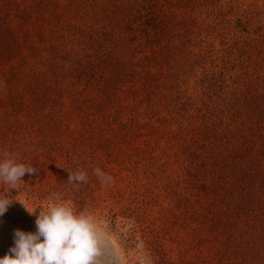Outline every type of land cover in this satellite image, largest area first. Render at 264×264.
<instances>
[{
  "label": "rangeland",
  "instance_id": "374dc122",
  "mask_svg": "<svg viewBox=\"0 0 264 264\" xmlns=\"http://www.w3.org/2000/svg\"><path fill=\"white\" fill-rule=\"evenodd\" d=\"M200 1L189 16L205 20L206 46L192 47L175 95L198 119L155 136L147 91L127 93V114L75 109L67 89L44 87L47 67L26 65L32 26H20L23 14L5 18L0 0V160L37 169L19 190L0 180V196L13 199L0 218V256L15 229L36 230L20 201L38 214L59 198L97 224V264H264V0ZM87 112L105 127L98 136L85 128ZM78 172L87 180L70 182Z\"/></svg>",
  "mask_w": 264,
  "mask_h": 264
},
{
  "label": "trees",
  "instance_id": "16d2710c",
  "mask_svg": "<svg viewBox=\"0 0 264 264\" xmlns=\"http://www.w3.org/2000/svg\"><path fill=\"white\" fill-rule=\"evenodd\" d=\"M200 2L3 0L1 9L5 18L13 13L23 14L21 18L26 19L20 26H32L31 53L26 54L29 57L26 65L37 61L47 67L43 71L44 87L47 83L50 86L57 83L63 90L67 89L75 109L79 105L92 111L93 108L102 111L118 108L121 111L127 109V114L130 107L127 93L134 91L140 98L147 91L148 119L153 134L156 131L157 136L165 133L167 128L183 123L188 125L189 131L198 119L179 107L175 95L179 94L181 85L188 82L183 75L196 56L192 47L206 46L204 35L200 33V28L206 25L205 20L189 16L198 9ZM185 7L189 8L188 11L183 10ZM0 47L4 56L7 48ZM145 51L147 55L137 56ZM43 54L46 57L42 62ZM228 89L229 86L225 85L224 98L230 94ZM61 104L60 101V107ZM56 105L57 101H52L50 119H54L52 112ZM87 114L85 128L94 130V136H98L97 131L105 127L96 120H89L90 113ZM53 122L48 121V125L53 126L51 130L56 128Z\"/></svg>",
  "mask_w": 264,
  "mask_h": 264
},
{
  "label": "clouds",
  "instance_id": "9594fccd",
  "mask_svg": "<svg viewBox=\"0 0 264 264\" xmlns=\"http://www.w3.org/2000/svg\"><path fill=\"white\" fill-rule=\"evenodd\" d=\"M36 171L35 167L17 163L15 159L0 160V180L10 184L12 189L19 190L18 182L26 174ZM96 175L111 180L100 169L96 170ZM68 179L84 182L87 175L84 172L69 173ZM58 201L59 198L47 207L41 206L38 214L20 201L30 215L36 216V230L15 229L14 243L0 256V264H97L101 255V235L94 219L77 214L71 206ZM12 202L13 199L0 196V218Z\"/></svg>",
  "mask_w": 264,
  "mask_h": 264
}]
</instances>
